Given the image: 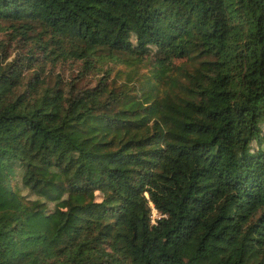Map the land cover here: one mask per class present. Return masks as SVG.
<instances>
[{"label":"trees","instance_id":"1","mask_svg":"<svg viewBox=\"0 0 264 264\" xmlns=\"http://www.w3.org/2000/svg\"><path fill=\"white\" fill-rule=\"evenodd\" d=\"M0 264H264V0H0Z\"/></svg>","mask_w":264,"mask_h":264},{"label":"rangeland","instance_id":"2","mask_svg":"<svg viewBox=\"0 0 264 264\" xmlns=\"http://www.w3.org/2000/svg\"><path fill=\"white\" fill-rule=\"evenodd\" d=\"M152 215H154V214H152Z\"/></svg>","mask_w":264,"mask_h":264}]
</instances>
